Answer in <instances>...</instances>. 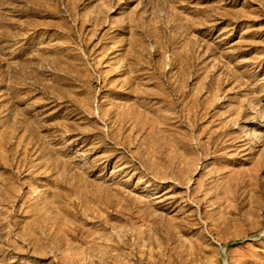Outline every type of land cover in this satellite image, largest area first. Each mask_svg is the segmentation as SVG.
<instances>
[{"label": "rangeland", "instance_id": "rangeland-1", "mask_svg": "<svg viewBox=\"0 0 264 264\" xmlns=\"http://www.w3.org/2000/svg\"><path fill=\"white\" fill-rule=\"evenodd\" d=\"M0 264H264V0H0Z\"/></svg>", "mask_w": 264, "mask_h": 264}]
</instances>
